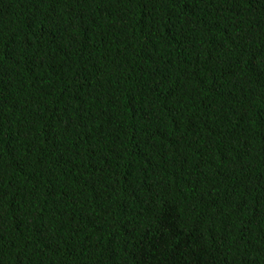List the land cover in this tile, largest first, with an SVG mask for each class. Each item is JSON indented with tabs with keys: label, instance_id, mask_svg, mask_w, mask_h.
<instances>
[{
	"label": "trees",
	"instance_id": "1",
	"mask_svg": "<svg viewBox=\"0 0 264 264\" xmlns=\"http://www.w3.org/2000/svg\"><path fill=\"white\" fill-rule=\"evenodd\" d=\"M0 264H264V0H0Z\"/></svg>",
	"mask_w": 264,
	"mask_h": 264
}]
</instances>
